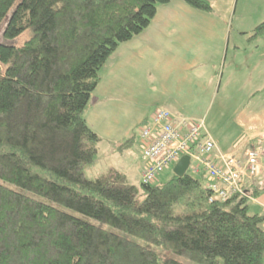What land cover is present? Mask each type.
<instances>
[{"label":"trees","instance_id":"trees-1","mask_svg":"<svg viewBox=\"0 0 264 264\" xmlns=\"http://www.w3.org/2000/svg\"><path fill=\"white\" fill-rule=\"evenodd\" d=\"M170 1L0 0V264H263L264 214L245 197L209 202L189 173L140 187L117 169L84 175L98 72Z\"/></svg>","mask_w":264,"mask_h":264},{"label":"rangeland","instance_id":"rangeland-1","mask_svg":"<svg viewBox=\"0 0 264 264\" xmlns=\"http://www.w3.org/2000/svg\"><path fill=\"white\" fill-rule=\"evenodd\" d=\"M206 1L210 11L183 0L157 6L150 25L122 43L99 70V83L82 114L100 138L94 161L83 168L87 179L111 168L124 170L132 162L126 150L139 163L140 127L156 107L166 106L159 102L162 86L170 91L184 86L189 100L181 114L202 116L205 128L216 137L240 129L243 135L234 138L232 148H243L248 128L241 131L237 117L259 121L264 109V36L250 40L254 28L264 21V0ZM28 38L29 31L6 42L19 47ZM191 85L201 88L193 91ZM219 119L226 121L224 126L218 127ZM174 165L161 173L160 182L171 179ZM127 174L129 183L140 187V176ZM246 185L235 196L247 198L250 205L253 197ZM170 258L191 264L176 255Z\"/></svg>","mask_w":264,"mask_h":264},{"label":"built area","instance_id":"built-area-1","mask_svg":"<svg viewBox=\"0 0 264 264\" xmlns=\"http://www.w3.org/2000/svg\"><path fill=\"white\" fill-rule=\"evenodd\" d=\"M139 137L146 168L141 183L152 185L159 175L183 156L190 157L188 170L203 172L209 183V202H225L238 193L248 179L260 171L261 150L250 147L239 156L234 153L214 154L215 144L207 135L202 120L174 116L156 107L147 122L141 125Z\"/></svg>","mask_w":264,"mask_h":264},{"label":"crops","instance_id":"crops-1","mask_svg":"<svg viewBox=\"0 0 264 264\" xmlns=\"http://www.w3.org/2000/svg\"><path fill=\"white\" fill-rule=\"evenodd\" d=\"M228 49H229V45L227 46V54H228ZM163 87V95L162 98H160V103L164 106L163 108L167 109L168 111H170L174 116L177 117H184L183 114H181L182 109H184L187 104V101L189 100V98H187L184 93H185V87L184 86H180L178 88H174L172 91L170 90H166L167 87L162 86ZM191 88L193 91H196L198 89H200L201 87H198L196 85H191ZM199 94V93H198ZM198 94H197V98H198ZM158 102V103H159ZM197 105V104H196ZM195 105V106H196ZM189 117V116H188ZM254 117H257L256 114L254 115ZM189 118H193V119H197V120H202L203 118L202 116H194V117H189ZM259 119V121H255L254 119H245V118H240L237 117V122L240 125L241 131L242 129L244 130V128H248L245 131V134L247 136V142L245 141L243 144V148L237 147V148H232V144L234 143V138L238 137L239 134H242L237 130L236 132L231 128V131L234 132V134H227V131L224 132V134L221 137H216L215 134H213L210 130V128H205V131L207 133V135H209L211 137V139L213 140L214 144H215V151L214 154L217 153H221V154H228V153H234L236 155L241 156L244 151H246V149L250 148V147H255L259 150H261V157L259 159V165H260V171L259 174L257 176L256 179H248L246 181V188L250 189L251 191L252 186L254 185L253 183L257 184V181H264V109L261 112V119L259 117H257ZM204 122V121H203ZM218 124V127L220 126H224L226 121L225 120H221L219 119L218 121H216ZM242 124L246 125V126H241ZM205 127V124H204ZM224 128V127H223ZM221 128V129H223ZM226 135V136H225ZM243 135V134H242ZM126 157L129 160V158H132V162L130 164H127V167L124 168V170H120L122 172H124L127 176H128V171L129 173H131L134 176L137 177H141L142 172L145 170L146 168V163H144V159L142 156V149H141V143L138 147V161L137 162L136 159H134V156L130 155L129 151L126 150L125 151ZM140 159L143 160L141 163ZM114 169V168H111ZM110 170V169H109ZM108 171V170H107ZM106 171V172H107ZM137 171V172H135ZM105 172V173H106ZM101 175V174H100ZM194 176H198V178L202 179V184L203 186H206L209 181L207 176L203 173H196L193 174ZM139 177V180L141 181ZM160 178V176H159ZM158 178V180H159ZM160 181V180H159ZM249 209L251 214H258V215H263L264 214V191H260L259 195H257L256 197H253L252 201H250V205H249ZM263 230H264V223L262 226ZM264 264V261H263Z\"/></svg>","mask_w":264,"mask_h":264},{"label":"water","instance_id":"water-1","mask_svg":"<svg viewBox=\"0 0 264 264\" xmlns=\"http://www.w3.org/2000/svg\"><path fill=\"white\" fill-rule=\"evenodd\" d=\"M190 164V157L183 156L179 159V161L173 167V174L182 177L187 173Z\"/></svg>","mask_w":264,"mask_h":264}]
</instances>
